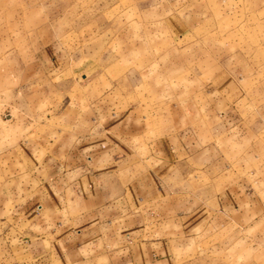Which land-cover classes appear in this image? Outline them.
Masks as SVG:
<instances>
[{
	"label": "rangeland",
	"instance_id": "1",
	"mask_svg": "<svg viewBox=\"0 0 264 264\" xmlns=\"http://www.w3.org/2000/svg\"><path fill=\"white\" fill-rule=\"evenodd\" d=\"M107 124L214 149L258 204L210 218L176 264H264V0H0V244L25 225L2 198L28 182L20 152Z\"/></svg>",
	"mask_w": 264,
	"mask_h": 264
},
{
	"label": "crops",
	"instance_id": "2",
	"mask_svg": "<svg viewBox=\"0 0 264 264\" xmlns=\"http://www.w3.org/2000/svg\"><path fill=\"white\" fill-rule=\"evenodd\" d=\"M108 126L20 152L28 182L2 198L20 196L12 209L25 225L0 244V264H176V249L216 215L259 212L239 182L222 184L214 149ZM196 166L209 173L200 186L188 178Z\"/></svg>",
	"mask_w": 264,
	"mask_h": 264
}]
</instances>
